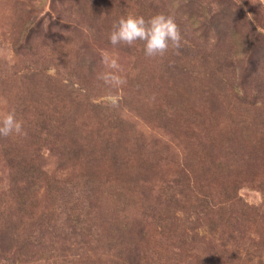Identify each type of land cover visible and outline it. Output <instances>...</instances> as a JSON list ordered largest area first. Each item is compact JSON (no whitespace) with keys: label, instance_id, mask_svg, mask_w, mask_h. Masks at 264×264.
Wrapping results in <instances>:
<instances>
[{"label":"rangeland","instance_id":"rangeland-1","mask_svg":"<svg viewBox=\"0 0 264 264\" xmlns=\"http://www.w3.org/2000/svg\"><path fill=\"white\" fill-rule=\"evenodd\" d=\"M160 12L175 18L179 49L148 58L141 42L109 43L120 17ZM106 55L118 61L119 88L97 80L114 71L105 68ZM108 95L119 98L116 107ZM10 110L23 134L0 136V219L19 214L14 190L26 184L16 180L18 160L31 159L47 175L34 180V218L19 215V233L33 243L14 264H123L133 252L163 256L164 264H264V246H251L264 241V0H0V118ZM105 114L124 119L145 146L133 152L131 143L133 157L119 155L141 173L122 201L113 196L114 166L100 159ZM62 115L69 133L71 123L89 138L70 158V134L57 138L53 128ZM44 121L53 136L40 128ZM179 174L189 189L177 185ZM182 190L183 212L167 199ZM201 190L233 217L228 229H212L191 209ZM79 218L86 222L77 225ZM118 222L136 224L133 237L128 229L114 234ZM221 231L244 238L238 259ZM201 241L217 254L198 253ZM188 245L194 250L186 253Z\"/></svg>","mask_w":264,"mask_h":264},{"label":"trees","instance_id":"trees-1","mask_svg":"<svg viewBox=\"0 0 264 264\" xmlns=\"http://www.w3.org/2000/svg\"><path fill=\"white\" fill-rule=\"evenodd\" d=\"M76 109L75 111H77ZM47 115V114H46ZM66 115H62L60 119L57 120V124L53 126L55 136L57 135V138H62L66 136V133L68 134L69 131L65 127V120ZM101 119H104V123L108 122V127L105 128L106 132L104 136L100 137L99 140L101 141V147L99 148L100 151V159L106 160L109 163H111L112 166H114V169L116 171L115 175L117 176V183L113 186V196L116 198H119L120 201H122L123 195L126 193L134 192L135 189L138 187L139 182L141 179H139L136 175L141 174L138 172V174H133V172L130 170V167L127 163H120L119 161L123 156H132L130 154L131 148H129V144H134V151L133 152H139L141 149L145 148L144 145H140L137 140H135L131 136V131L128 129V123L122 119L121 117L115 115V114H105ZM42 125H40V128H43L47 131V133L50 136H53V132L49 130V126L47 122H41ZM102 123L100 124V126ZM70 127H73L72 133H69L70 138V146H66L67 150V158H70V154L73 152V147H78L79 150H81L83 147L80 145L79 140L83 139V141H88V137L81 136L78 128L74 126V124L69 123ZM105 127V126H104ZM77 128V129H76ZM63 131L66 133L63 134ZM99 134H101V130H98ZM58 133V134H57ZM95 147V144H94ZM120 155V160H119ZM146 161H141L138 158L134 159V163L137 167V169H144L145 168ZM154 165L149 164V167L146 168L147 171H153ZM17 168V176L16 180L20 183L26 184V187H19L17 186L14 190L16 193L15 199L17 204V211H18V217L17 220L14 221L12 218H2L0 219V264H14V259H16L18 256H27L29 252H27L26 248L30 246L33 243L32 236H27L25 239H22V235L19 233L24 229L25 222L21 219H19V215L22 216L28 215V217L34 218V215L31 214V211L36 208V196L34 195V192L36 191L34 183L35 179H43V176L46 175V173L42 170L41 167H39L37 164H35L34 161H32L29 158H23L18 160V163L16 165ZM133 170H135L134 165H132ZM47 176V175H46ZM47 178V177H46ZM45 180V179H43ZM57 182V181H56ZM59 183V182H58ZM177 185L184 184L187 189L190 188V185L188 183V176L187 175H178V180L176 181ZM189 186V187H187ZM202 197L201 198H195L193 202L196 205H190L191 209L195 208L197 206L199 213L203 216L204 219L208 220L212 229H219L221 227H224V229H228L230 226V222L233 219V217L230 215L228 216V213L225 211L224 208H218L217 205H215L212 201L211 195H207L206 192H203L201 190ZM180 195V198H174L172 197V194L169 196L167 194V199L171 205H173V208H176L177 211H185L186 206L189 203L187 200V194L185 191H180L178 193ZM132 198V197H131ZM130 198V200H131ZM125 207L129 206V203L123 202ZM249 208V207H248ZM156 208H154L155 210ZM217 209V210H216ZM251 209V208H250ZM253 210V209H252ZM29 211V212H28ZM167 211V210H166ZM232 213L235 212L232 210ZM249 214V210H247V215ZM164 215V213H162ZM53 216V215H52ZM42 221H45V218H41ZM163 221H167V218L161 219ZM49 221V220H47ZM86 221L82 220L81 218L76 220L77 225H82ZM47 224L50 223L46 222ZM175 225V224H174ZM126 226H121V223H115L113 225V233L115 232H121L123 229H128L130 235H134L136 224H127ZM176 227V225L174 226ZM173 227V228H174ZM223 240L227 242L228 244H223L224 246H232V253L231 256L236 258V253L238 254L239 245L237 244L239 242V239L241 241L244 240V238H241L242 236H237L235 232H225L221 231ZM35 237V240H37ZM40 240V238H38ZM238 240V241H237ZM114 241V240H113ZM113 241H110V245L113 244ZM193 243L197 242V238H192ZM205 241H201L199 244L198 253H200L202 256L204 254H207L206 251L209 250V254H217L215 252V249L210 250V246L204 247ZM232 243V244H229ZM251 246L256 248L257 251H259L261 246H264V241H261L260 243H255L254 241L251 243ZM194 249H192L189 245L185 248V252H191ZM228 250L223 251V253H227ZM247 252V256H250V252L245 249ZM125 252H121L120 255L124 254ZM196 256H200L199 254H196ZM211 258L213 256H210ZM209 257V258H210ZM123 264H164L162 258L163 256H160V258H150L145 255L141 256V254L131 253L127 257H125ZM200 258V257H198ZM210 258V259H211ZM260 259V256L258 257ZM123 259V258H122ZM207 259V258H206ZM214 259V258H212ZM249 261L251 262L252 259L249 258ZM260 261H262L260 259ZM261 264V262H260Z\"/></svg>","mask_w":264,"mask_h":264},{"label":"clouds","instance_id":"clouds-1","mask_svg":"<svg viewBox=\"0 0 264 264\" xmlns=\"http://www.w3.org/2000/svg\"><path fill=\"white\" fill-rule=\"evenodd\" d=\"M109 43L115 47L118 45L133 46L137 42L143 45L144 55L148 58L162 57L170 48L179 49L182 43V35L175 18L167 13L160 12L145 18L143 15L130 13L120 17L108 34ZM106 69L114 71H102L97 75V80L108 88H119L125 80L117 75L119 64L116 58L106 55L103 58ZM118 97L108 95L107 102L116 107ZM23 134V122L17 119L14 110L0 118V136Z\"/></svg>","mask_w":264,"mask_h":264}]
</instances>
